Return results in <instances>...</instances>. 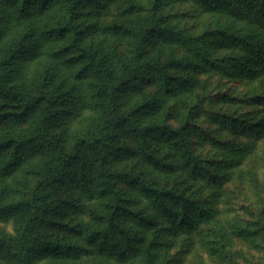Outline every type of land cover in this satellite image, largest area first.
<instances>
[{
    "label": "trees",
    "instance_id": "1",
    "mask_svg": "<svg viewBox=\"0 0 264 264\" xmlns=\"http://www.w3.org/2000/svg\"><path fill=\"white\" fill-rule=\"evenodd\" d=\"M201 2L247 17L245 34H206L239 51L225 62L212 60L201 38L166 22L160 12L169 0H151L141 20L134 0H0V220L14 219L17 229L15 238L0 235V258L171 264L175 237L201 225L209 250L226 253L231 234L260 245L264 226L223 222L214 203L230 171L256 150L264 115H220L222 128L247 130L256 140L227 142L202 158L193 140L198 104L188 105V97L210 68L264 77V0ZM112 6L126 18L103 22ZM120 37L133 39L125 54ZM176 107L183 111L173 125ZM22 123L30 124L16 127ZM29 163L32 182L5 186ZM96 199L93 223L68 219Z\"/></svg>",
    "mask_w": 264,
    "mask_h": 264
},
{
    "label": "rangeland",
    "instance_id": "2",
    "mask_svg": "<svg viewBox=\"0 0 264 264\" xmlns=\"http://www.w3.org/2000/svg\"><path fill=\"white\" fill-rule=\"evenodd\" d=\"M134 1L142 9L134 15L136 20H141L150 14L151 0ZM123 4L124 2L121 3V7ZM121 7H110L104 11L101 20L103 22L124 20L126 17L121 15ZM160 15L170 26L201 38L202 44L209 50L210 58L218 62H225L239 51L225 39L207 37L206 34L215 29L226 33L245 34V26L248 23L245 16L238 18L228 10L210 8L201 0H169V3L162 7ZM111 39L115 41L116 37L111 36ZM118 39L120 40L118 50L123 54L127 53L133 39L129 37ZM157 49L152 48L151 52L154 53ZM168 50L163 51L162 54H167ZM147 91L155 92V88H148ZM263 95L264 77L252 81L243 77H234L215 68L202 73L199 76L198 88L188 97V105L198 104L199 110L198 132L193 137L196 153L202 158H209L218 154L222 144L227 142L246 144L256 140L247 130L237 132L222 128L218 117L230 115L243 120L257 121L264 115V104L260 99ZM176 108L177 116L171 120L173 125L180 122V114L183 111L181 107ZM250 112L251 116H249ZM29 124L22 123L16 127L27 129ZM256 142V150L241 166L230 171L229 180L219 189V196L215 199L214 206L219 211L218 218L223 222L240 223L260 229L264 226V134ZM34 164L36 165V162ZM30 166V163L20 166L15 173L4 180L5 186L11 188L17 185L16 181L23 179L32 182L34 176L27 173ZM205 187L207 193L213 189L211 186L205 185ZM98 206V199L84 200L83 207L73 212L68 219L85 225L93 223L91 210L98 209ZM207 227L201 225L190 234L175 237L170 253L173 259L171 264H264V237L261 235H259L261 243L255 247L246 239L231 234V245L227 248V252L223 253L221 250L215 252L208 248L210 236ZM0 235L10 238L17 236L14 219L0 220ZM0 264H11L10 259L2 256ZM38 264L67 263L61 259L43 258ZM74 264H80V261L77 260Z\"/></svg>",
    "mask_w": 264,
    "mask_h": 264
}]
</instances>
